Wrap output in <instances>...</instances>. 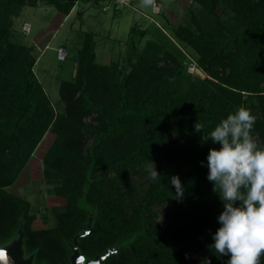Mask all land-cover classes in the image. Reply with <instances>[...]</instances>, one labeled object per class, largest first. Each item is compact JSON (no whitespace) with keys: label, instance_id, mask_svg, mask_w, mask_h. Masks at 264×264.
<instances>
[{"label":"trees","instance_id":"trees-1","mask_svg":"<svg viewBox=\"0 0 264 264\" xmlns=\"http://www.w3.org/2000/svg\"><path fill=\"white\" fill-rule=\"evenodd\" d=\"M78 1L0 0V244L23 219L35 264H71L70 243L87 228L91 205L93 228L80 238L88 258L127 243L102 263L227 264L230 254L209 248L223 203L207 179V157L221 146L202 143L194 125L202 123L206 135L239 108L250 109L264 147V0H193L187 21L165 15L170 32L156 19L145 29L135 25L125 63L99 62L96 33L86 31L77 72L62 78L56 104L15 18L39 3L69 15ZM193 62L203 75L189 71ZM48 131L55 136L40 182L66 203L53 208L55 225L35 229L31 202L8 188ZM150 160L157 181L146 170ZM172 176L182 183V200L174 198Z\"/></svg>","mask_w":264,"mask_h":264},{"label":"rangeland","instance_id":"rangeland-1","mask_svg":"<svg viewBox=\"0 0 264 264\" xmlns=\"http://www.w3.org/2000/svg\"><path fill=\"white\" fill-rule=\"evenodd\" d=\"M195 7L197 4L193 0H155L151 6H143L142 0H79L72 13L66 17L55 6L39 3L37 6H25L20 16L15 18L14 26L24 33V42L34 46V53L38 56L34 70L51 100L57 104L60 101L62 78H72L77 72V45L83 41L82 36L86 31L96 33L99 62L110 63L120 57L125 63L126 41L135 25L145 29L156 19L166 27L165 15L173 23L187 21L191 9ZM25 22L31 25L29 33L22 27ZM149 37L150 34L146 35L142 44ZM61 44L69 48L65 61H59L56 51ZM53 134L48 131L44 135L25 172L8 188L31 202V210L36 214L32 224L35 229L55 225L53 208L63 207L66 203L64 198L53 193L51 187L40 182L42 157L52 143Z\"/></svg>","mask_w":264,"mask_h":264},{"label":"clouds","instance_id":"clouds-1","mask_svg":"<svg viewBox=\"0 0 264 264\" xmlns=\"http://www.w3.org/2000/svg\"><path fill=\"white\" fill-rule=\"evenodd\" d=\"M154 3L155 0H142L143 6ZM257 119L250 109L241 107L206 135L202 123L194 125L195 131L202 133V143L210 140L221 146L210 148L207 157V179L223 203L217 218L220 227L209 248L219 256L230 254L227 264H261L264 255V147L258 146L254 135ZM146 170L151 180L160 179L152 160ZM170 183L176 189L174 198L182 200L184 188L179 176H172ZM0 264H9L8 253L2 249ZM203 264H211V260L205 258Z\"/></svg>","mask_w":264,"mask_h":264},{"label":"water","instance_id":"water-1","mask_svg":"<svg viewBox=\"0 0 264 264\" xmlns=\"http://www.w3.org/2000/svg\"><path fill=\"white\" fill-rule=\"evenodd\" d=\"M198 73L203 75L201 69H198ZM89 210V219L87 221V228L75 235L73 241L70 243L72 254L70 256L71 264H103L102 262L111 254L122 251L127 243L120 246H114L107 248L104 252L97 254L94 258H88L80 250V238L91 233L95 215V209L90 205L87 207ZM26 233L24 230L23 219L20 221V226L17 231V235L9 241L0 244V249L6 251L9 256V264H35L36 252L27 254L25 250ZM45 264V263H41Z\"/></svg>","mask_w":264,"mask_h":264},{"label":"built area","instance_id":"built-area-1","mask_svg":"<svg viewBox=\"0 0 264 264\" xmlns=\"http://www.w3.org/2000/svg\"><path fill=\"white\" fill-rule=\"evenodd\" d=\"M25 30L27 32H29L30 31V26H26ZM56 51H57V54H58L59 61H65L66 58H67V54H68V49H67L66 45L62 44V45L58 46L56 48ZM198 69L199 68H198L196 62L191 63L190 66H189V71L192 72V73H196L198 71Z\"/></svg>","mask_w":264,"mask_h":264},{"label":"crops","instance_id":"crops-1","mask_svg":"<svg viewBox=\"0 0 264 264\" xmlns=\"http://www.w3.org/2000/svg\"><path fill=\"white\" fill-rule=\"evenodd\" d=\"M74 8H75V7H74ZM74 8H73V10H74ZM73 10H72V11H73ZM72 11L70 12V14L72 13ZM70 14H69V15H70ZM69 15H65V16L68 17ZM66 17H65V19H66ZM26 26H30V23L25 22L24 25L22 26L23 29H24V27H26ZM30 30H31V29H30ZM48 43H49V42H47L46 47L48 46ZM61 45H62V44H61ZM64 45H66V44H64Z\"/></svg>","mask_w":264,"mask_h":264},{"label":"flooded vegetation","instance_id":"flooded-vegetation-1","mask_svg":"<svg viewBox=\"0 0 264 264\" xmlns=\"http://www.w3.org/2000/svg\"><path fill=\"white\" fill-rule=\"evenodd\" d=\"M26 169H27V168H26ZM26 169H24V171L22 172V174L25 172ZM22 174H21V175H22ZM17 181H18V180H17ZM17 181H16V182H17ZM71 254H72V253H71ZM95 256H96V255H95ZM93 258H94V257H93Z\"/></svg>","mask_w":264,"mask_h":264}]
</instances>
